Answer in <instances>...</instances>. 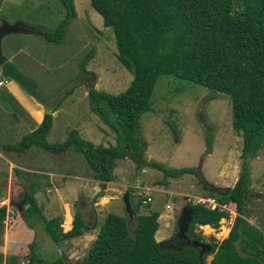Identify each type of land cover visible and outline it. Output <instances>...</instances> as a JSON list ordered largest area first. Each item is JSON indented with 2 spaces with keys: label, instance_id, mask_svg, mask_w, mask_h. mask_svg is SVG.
Returning a JSON list of instances; mask_svg holds the SVG:
<instances>
[{
  "label": "rangeland",
  "instance_id": "1",
  "mask_svg": "<svg viewBox=\"0 0 264 264\" xmlns=\"http://www.w3.org/2000/svg\"><path fill=\"white\" fill-rule=\"evenodd\" d=\"M75 3L78 14L69 24L63 42L48 40L38 29L32 32L15 31L4 36L2 49L25 73L38 78L39 87L47 98L64 92L67 94L69 88L74 86L70 95L52 111V125L47 134L52 144L65 143L70 130L77 129L84 138L109 146L116 143V132L91 109L89 90L94 83L100 90L123 92L130 84L133 73L118 58L114 29L104 24L102 15L93 7L91 0H75ZM65 15V7L60 0H0V24L3 21H22L51 31L60 25ZM92 48L95 55L89 60L85 71L82 62ZM7 98L10 109L0 105V183H11L7 188L3 186L4 191H9L10 187L14 195L11 199H15L23 190L20 183L29 186L31 181L36 180L39 188L36 187L34 192L47 219L62 217V226L68 231L73 227L75 213L79 209L89 225L96 223L89 230L85 228L84 234L55 244L41 222L37 221L35 228L26 222L27 227L35 231L32 240L38 242L36 249L47 259L62 254L68 264L76 262L90 250L101 228L100 223L104 222L111 209L127 215L130 228L134 231L138 212L134 209L136 213L130 216L124 202L125 193L130 191L121 186L120 196L107 205L111 196H105L101 189L96 192L103 181L97 180L98 187L92 188L89 176H93L95 171L75 146L64 151L38 145L25 150L7 146L19 144L35 124L25 108L12 96L7 95ZM230 104L227 94L211 91L204 85L176 75H161L153 92L151 109L138 118V135L141 143H145L146 157L168 166L198 168L210 184L218 187L225 185L233 175L236 180L244 158L241 156L242 135L240 131L232 129ZM246 161L249 165L248 187L251 196L247 199L245 215L260 231L264 227V144L257 155L248 156ZM113 171L115 176H120L129 185L128 188H132L136 208L141 201L140 213L155 209L180 212V199L182 206L185 204L180 194L197 201L196 196L204 192L195 172L169 176L167 184L158 185L164 172L153 166L137 167L135 160L129 156L117 157ZM1 192L4 193L0 185ZM148 194L153 199L144 203L143 198ZM200 198L197 197L198 200ZM11 199L9 195L0 197V205L8 206L5 224L0 230V244L4 243L8 229L6 223L12 222L23 211L11 206ZM168 203L171 207L166 206ZM25 204L26 201L23 208ZM230 213L227 219L220 220L217 228L199 224L194 233L202 234L206 242L221 241L227 237L234 223L235 207L234 212ZM164 224L161 223V228ZM24 228L19 224L16 230V246L11 244V248L0 249L4 260L9 259L10 255H17L19 262L26 261L29 242H21L25 236ZM179 233L180 224L176 221L172 234L160 238L171 240ZM167 242L166 247H170L171 242ZM210 259L212 255L208 254L205 262L208 263Z\"/></svg>",
  "mask_w": 264,
  "mask_h": 264
},
{
  "label": "trees",
  "instance_id": "2",
  "mask_svg": "<svg viewBox=\"0 0 264 264\" xmlns=\"http://www.w3.org/2000/svg\"><path fill=\"white\" fill-rule=\"evenodd\" d=\"M60 1L66 15L58 27L48 31L34 26L57 43L64 41L69 24L78 14L75 0ZM91 3L102 15L104 24L114 29L117 56L133 73L123 92L100 90L94 83L89 90L91 109L115 130L116 143L96 144L77 129H71L65 143L52 144L47 134L53 114L44 112L40 123L19 144L7 146L25 150L38 145L64 151L73 145L95 171L93 176L103 182L115 179L114 161L126 156L133 158L137 167L161 169L164 176L158 183L167 184L169 176L195 172L208 195L222 205L234 203L237 215L227 237L219 242H206L202 234L192 235L197 226L217 228L229 214L218 207L208 208L200 201H189L186 205L192 213L186 233L168 240L171 245L166 247L167 240L156 237L160 225L158 210L138 214L134 231L127 215L110 211L87 254L69 264H264V229L260 232L245 217L247 199L251 196L246 159L257 155L264 144V0H91ZM94 55L92 48L84 57L85 71ZM163 74L176 75L229 96L231 125L242 135L244 158L231 187L210 184L198 168L168 166L146 157L145 143H141L138 135V118L151 109L155 86ZM73 89L74 86L69 88L58 105ZM206 139L209 145L210 140ZM37 185L36 180L31 181L22 211L29 226L35 228L36 222H41L55 244L82 235L85 228L95 227L96 223L89 225L85 221L79 209L68 231L62 226V217L47 219L34 192L39 188ZM131 190L128 188L132 193ZM140 204L141 201L137 207ZM7 214L8 206L0 205V230ZM194 240L207 243L210 250L201 254ZM36 248L38 242L33 239L25 254L26 261L22 262L17 255L4 260L0 253V264H68L62 254L47 259ZM210 252L214 256L206 263Z\"/></svg>",
  "mask_w": 264,
  "mask_h": 264
},
{
  "label": "crops",
  "instance_id": "3",
  "mask_svg": "<svg viewBox=\"0 0 264 264\" xmlns=\"http://www.w3.org/2000/svg\"><path fill=\"white\" fill-rule=\"evenodd\" d=\"M8 56V55H7ZM9 57V56H8ZM2 87V88H1ZM0 87V99L6 101L7 103H10V101L8 100L7 98V95H10L12 96L23 108H25V110H27V112L29 113L30 117L33 119L34 121V126L31 128L34 129L39 123L40 121L42 120V117L44 115V108L43 106L38 103L32 96H30L16 81H14L13 79L9 78L8 81L6 82V84H4L3 86ZM32 99L30 100L28 98V96ZM40 105V106H39ZM42 106V107H41ZM131 158V157H129ZM8 160L7 157H5V161ZM7 162V161H6ZM17 167H24V166H17ZM18 169H21V168H18ZM25 169V168H23ZM115 174V172H114ZM80 177V175L78 176ZM92 177V178H91ZM11 179V178H9ZM160 179V178H159ZM237 179V178H236ZM96 179L94 176H89V182L90 184H92V188L93 189H96L98 187V181L100 182V180ZM234 175L232 176V179L231 180H228V182L223 185L221 188H228V187H231L232 186V182H235L236 180H234ZM7 182V181H6ZM20 183V182H19ZM11 184V183H10ZM9 184V185H10ZM86 184V183H85ZM83 184V186L85 185ZM102 187L100 186V188H97L96 192H98L100 189L104 192V195L105 196H111L110 198V203L107 204V205H110L112 204L113 202H115L113 199H115L116 197L120 196V194L122 193V189H121V186H125L126 188V191H128V187L129 185L125 184V182L123 181V179L120 178V176H117L115 177L114 180H111V181H107V182H102ZM163 183H158V185H162ZM234 184V183H233ZM0 185L2 186V190L3 192L5 193L4 189H3V186H5L7 188V183L5 185H2V183H0ZM23 183L21 184V187L23 188ZM143 185V184H142ZM214 185V184H213ZM216 186V185H214ZM218 187V186H216ZM12 190L10 189L9 187V191L7 190V194L6 195H2V192L0 193V197H6L9 195L10 199H11V196H12ZM22 190H20L21 192ZM95 192V193H96ZM38 193V191L36 192ZM130 193V200L132 202V207L133 209L137 210L138 214H141L140 211H139V207L136 208V204H134V201L132 199V193ZM183 198V200L185 201V204L182 206V203L181 202V199H180V205H181V209H180V212H171V211H168V210H158L160 212V215H159V222H160V225H159V229L157 230L156 232V237L158 240H162L160 237H169L172 232H173V229H174V224L175 222L177 221L178 224H179V220H178V217L180 216L181 212H182V209L184 207H187V202L189 201H192L191 199H188V196L186 195H182L180 194ZM148 196H151L150 194L148 195H145V199H147ZM202 196L206 199V198H212L211 196L208 195V192L204 190L203 192V195L201 196H196V200L197 201H200V199L198 200L197 197H201ZM13 197V196H12ZM95 198V196H94ZM215 198V197H213ZM14 199V198H12ZM11 199V200H12ZM16 199V198H15ZM90 199V198H89ZM93 199V197H92ZM91 199V200H92ZM153 199V197L151 196V200ZM18 200V199H16ZM150 200V201H151ZM217 200V199H216ZM218 201V200H217ZM149 201H147L146 203H148ZM167 207H171V205L168 203L166 205ZM205 206V205H204ZM11 207V206H10ZM233 207V208H232ZM234 203L232 202H229L228 204H224V208H220L221 210H225L228 212L229 216L231 215L230 211L234 212ZM248 207V206H247ZM246 207V209H247ZM114 208V207H113ZM10 210V208H9ZM156 210V209H155ZM110 211H113L112 209L109 210ZM153 211V210H152ZM246 211V210H245ZM151 212V211H150ZM148 212V213H150ZM117 213V212H116ZM137 214V216H138ZM237 215V213H236ZM247 214L245 215V217L247 218ZM10 217V216H9ZM14 220L12 222H7L6 223V226L8 227V229H6L5 231V236H4V243L3 244H0V249L2 250V247H6L7 249L8 248H11L13 247L12 245H15L16 246V242L14 241V235L16 233V230H18L17 228L19 227V224L22 226L24 225V233H25V236H23V239L21 240V242H31L32 241V238H35V231H33L32 228H29L27 227V223L24 219V216L21 213L18 214V216L14 217L13 218ZM222 219H227V218H222ZM248 220V218H247ZM249 221V220H248ZM162 222H165L164 226L161 228V223ZM250 222V221H249ZM103 222L100 223V225H102ZM251 223V222H250ZM210 228V226H208ZM93 228V227H92ZM170 228H172V231H170ZM264 229V227H263ZM89 230V229H88ZM84 233H85V230H84ZM83 233V234H84ZM98 234V233H97ZM177 235V234H176ZM175 235V236H176ZM179 235V234H178ZM168 241V240H167ZM12 244V245H11ZM11 245V246H10ZM16 249V247H15Z\"/></svg>",
  "mask_w": 264,
  "mask_h": 264
},
{
  "label": "water",
  "instance_id": "4",
  "mask_svg": "<svg viewBox=\"0 0 264 264\" xmlns=\"http://www.w3.org/2000/svg\"><path fill=\"white\" fill-rule=\"evenodd\" d=\"M15 31H22V32H32L35 31L33 26L26 24L25 22L18 21L15 23H10L8 21H3L0 24V69L2 75L5 77H9L16 81L30 96H32L38 103H40L45 112H52L57 107L58 102L60 99L65 95L58 94L55 97L47 98L39 87L38 78L34 75H30L25 73L14 61L13 59L9 58L7 55L4 54L2 49V41L5 35L15 32ZM67 93V92H66ZM0 105L6 109H10L8 103L2 99H0ZM25 200H10L11 206H17L19 210H23V204ZM124 202L129 215L136 213L132 207V202L130 200V193L126 192L124 195ZM191 210L188 207H184L180 214L179 224H180V233L179 235H185V232L188 227V223L191 219ZM196 233H192L195 235ZM193 244L195 246H199L200 253L203 254L205 251L210 250V246L207 243H201V241L194 240ZM212 257L214 256V252H210Z\"/></svg>",
  "mask_w": 264,
  "mask_h": 264
},
{
  "label": "built area",
  "instance_id": "5",
  "mask_svg": "<svg viewBox=\"0 0 264 264\" xmlns=\"http://www.w3.org/2000/svg\"><path fill=\"white\" fill-rule=\"evenodd\" d=\"M7 78H9V77L3 76L1 69H0V87L3 86L4 84H6V82L8 81ZM150 200H151V196H148L147 199H144L143 202L146 203L147 201H150ZM200 202H202L203 205H205L206 207L211 208V209L216 208V207L224 208V205L220 204L216 200V198H213V197L212 198H206V199L204 197H202V198H200Z\"/></svg>",
  "mask_w": 264,
  "mask_h": 264
},
{
  "label": "flooded vegetation",
  "instance_id": "6",
  "mask_svg": "<svg viewBox=\"0 0 264 264\" xmlns=\"http://www.w3.org/2000/svg\"><path fill=\"white\" fill-rule=\"evenodd\" d=\"M20 185H21V183H20ZM22 186H23V190L20 193H18V195L16 196V199H18V201L25 200V197H26L25 194H26L27 191L30 190L28 185L23 184ZM6 194H7V192L3 193L2 195H6ZM12 196H14V195L12 194Z\"/></svg>",
  "mask_w": 264,
  "mask_h": 264
}]
</instances>
